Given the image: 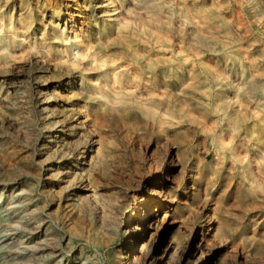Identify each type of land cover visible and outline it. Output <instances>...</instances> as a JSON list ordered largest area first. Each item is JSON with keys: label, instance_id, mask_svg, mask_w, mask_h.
<instances>
[{"label": "bare ground", "instance_id": "bare-ground-1", "mask_svg": "<svg viewBox=\"0 0 264 264\" xmlns=\"http://www.w3.org/2000/svg\"><path fill=\"white\" fill-rule=\"evenodd\" d=\"M223 1L0 0V106L24 91L29 117L0 125L41 144L24 158L51 193L76 184L68 214L89 229L0 179L1 264H264V0ZM88 199L99 217L75 212Z\"/></svg>", "mask_w": 264, "mask_h": 264}, {"label": "rangeland", "instance_id": "rangeland-1", "mask_svg": "<svg viewBox=\"0 0 264 264\" xmlns=\"http://www.w3.org/2000/svg\"><path fill=\"white\" fill-rule=\"evenodd\" d=\"M69 1V0H67ZM62 2V0H58V3ZM224 12L226 13V16H234L231 13L232 7L235 9V7L230 3V0H224ZM235 16H241L238 13L235 14ZM240 22H242V18L239 19ZM47 76V75H46ZM46 79H50V77L47 76ZM13 82V81H12ZM5 89L3 87H0V94L4 92ZM8 92H10V88L8 89ZM28 102V95L26 92L22 91L15 97L14 105L13 103H9L10 105L1 104L0 111H7L11 113L13 118L18 120H26L29 119L28 115L23 111L22 105L24 103ZM33 119V116L31 117ZM147 141L140 143L135 148V154L137 155L138 159L142 160L144 157V152H141L146 145ZM42 146L39 143H35L33 138H26L23 135V132L16 128L12 130L9 128L7 123H3L0 125V179H7L8 177H17L21 179L25 184L29 185L32 189L30 192L31 195H34L35 197H40L42 202L47 206L50 207V210L56 214L59 221L68 229H70L72 232L78 234V235H85L89 229L88 226H86L82 221L75 220L72 217H70V214H68L67 206L68 204H72L75 202L76 199L79 198V191L76 187V184L71 182H66L64 179L60 182V185L57 186L54 189V192L51 193V189L49 188V182L45 181L43 178L37 175L36 168L38 167L39 159H33L32 161H26L25 155L32 156L34 154H38L40 152H44V149L42 150ZM169 149V148H166ZM141 152V153H140ZM164 153V151H162ZM170 152V149L168 150V153ZM149 154H147L148 157ZM41 158L40 160H42ZM149 159V158H147ZM80 162H83V159H81ZM148 164L150 165L151 161L150 159L147 160ZM175 164L179 165V162L175 160ZM153 171V169H151ZM180 167L176 170H174V175L178 179L182 176V172L180 171ZM143 176L147 175V173L143 172ZM62 177L58 178L61 179ZM50 180V179H49ZM51 183V182H50ZM5 190H8L10 188L9 184H6ZM101 190H114L119 193V195L122 197L124 192V187L120 186L117 183H113L111 180L106 181L103 183V185L100 187ZM152 188V184L149 185L146 188H143V190ZM60 191L62 192L61 195L57 194L56 192ZM91 192L84 193L90 194ZM69 194V198L67 195ZM67 200V202L64 201ZM140 201V199L137 200V203ZM79 206V207H78ZM81 208L85 209L88 214L93 216L94 218L99 217L101 215L100 210L95 205V203L91 200H85L81 202L80 204H77V208L75 212L77 214H80ZM188 210V216H187V229H186V235L189 237L192 234V230L196 228L197 225H199L202 221V211L201 209H198L197 207L193 206L192 204L189 205ZM197 210V211H196ZM27 213H35L33 212V207H29L26 209ZM120 212L116 213V216H114L115 224L120 223ZM43 212H36V218L37 220L43 219ZM203 223V222H202ZM198 229V228H196ZM188 231V232H187ZM218 243L216 241H212L207 250L213 249L214 247H217ZM219 255H222L225 260V264H242L240 261L242 260L241 254L239 251L234 250H228L225 251L224 249L220 252ZM248 261H250L249 258H247ZM1 264V261H0Z\"/></svg>", "mask_w": 264, "mask_h": 264}]
</instances>
